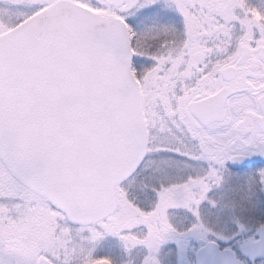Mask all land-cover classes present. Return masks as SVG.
<instances>
[{"label": "snow or ice", "instance_id": "snow-or-ice-1", "mask_svg": "<svg viewBox=\"0 0 264 264\" xmlns=\"http://www.w3.org/2000/svg\"><path fill=\"white\" fill-rule=\"evenodd\" d=\"M0 264H264V0H0Z\"/></svg>", "mask_w": 264, "mask_h": 264}]
</instances>
